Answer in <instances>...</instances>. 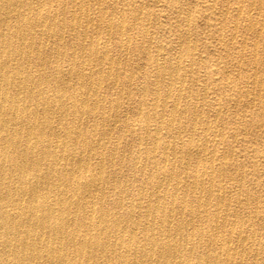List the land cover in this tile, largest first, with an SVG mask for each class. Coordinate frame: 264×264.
<instances>
[{
    "label": "bare ground",
    "instance_id": "obj_1",
    "mask_svg": "<svg viewBox=\"0 0 264 264\" xmlns=\"http://www.w3.org/2000/svg\"><path fill=\"white\" fill-rule=\"evenodd\" d=\"M37 1L0 0V264H221V260L224 264H235L234 248L225 245L227 240L218 234L204 231L191 222L184 224L179 220L174 225L171 223L175 207L181 213L188 211L189 214L207 216L211 204L217 213L225 207L222 187L219 186L216 193L210 190L214 175L223 168L224 162L218 161L217 168H214L215 155L212 153L208 159L204 156L206 142H186L187 161L180 154L168 159L167 152L175 148L173 141V146L167 143L169 147L158 149L155 144L159 140V130L155 129L150 136L148 119L144 118L139 133L149 138L153 146L148 149L138 146L129 165L133 170L144 172V167L139 166L138 153L141 150L145 156L157 155L161 166L155 167L154 175L147 174L144 180L129 188L118 177L112 179L103 174V159L92 158L97 149H105L97 136V118L110 121L108 131L119 122L118 100L114 101L111 111L103 109L100 117L96 114L98 105L104 100L103 96L97 99L100 85L105 81L115 82L119 70L114 65L107 39H101L98 33L79 55L73 49L69 53L66 46L58 43L67 32H74L83 23L97 29L104 24L108 32H117V44L127 49L130 30L126 20L121 16L103 23L106 10L100 9L97 13L95 11V18L79 15L80 11L79 16L70 13V20L66 22L50 8L53 3L64 6L66 3L43 0L38 5ZM154 19L159 20V17L133 11L131 22H145L138 30L143 36H149L146 25ZM87 32L82 29L81 40L91 38ZM49 38L57 42L54 59L52 53L48 56L46 53ZM149 38L152 42L153 38ZM156 48L160 52L162 46L156 44ZM184 53L189 55L188 51ZM182 57L183 52H179L173 63L151 62L155 74L152 85L156 88L150 98L152 118H158L168 107L175 111L178 108L179 96L171 102L168 101L169 95L162 99L159 85L167 76L170 82L163 88L169 94L173 81L184 80L186 75L179 73ZM64 58H68L66 68ZM99 64L106 67L105 72L98 68ZM71 79L75 84H69ZM139 105L145 106V98ZM86 117L91 118V122H86ZM131 131L136 132L134 126ZM193 154H202L209 167L203 168L200 175L198 171L193 172L190 186H180L173 166L187 164ZM113 156L115 154L111 153L112 159ZM204 163V159L197 161V165ZM171 183L174 185L169 190ZM146 184L152 186L158 195H163L153 198L149 193L142 205L140 199L144 197ZM180 191L198 194L195 207L187 204L183 195L179 199L175 197ZM217 213L212 212L211 224L219 223ZM241 228H230L228 236L246 240ZM217 241L220 242L219 252L194 251L204 242L216 245ZM250 246L245 253L251 257L248 264H257V254ZM236 263L247 264L242 259ZM259 264H264V258Z\"/></svg>",
    "mask_w": 264,
    "mask_h": 264
},
{
    "label": "rangeland",
    "instance_id": "obj_2",
    "mask_svg": "<svg viewBox=\"0 0 264 264\" xmlns=\"http://www.w3.org/2000/svg\"><path fill=\"white\" fill-rule=\"evenodd\" d=\"M61 1L66 3L65 6L56 3L50 5V8L57 12L60 20L69 22L70 13L95 18V11L97 13L98 10L103 9V12L106 10L103 13V23L122 16L130 30L127 34L130 38L127 49L117 44V32L115 30L108 32L104 24L99 25L97 29L95 26H87L83 23L81 28H76L74 32H67L62 42L58 43L59 46L61 44L66 46L69 53L73 49L76 55H79L82 49L85 50L90 46V42L98 33L101 39H107L114 65L119 70L116 84L112 85L115 83L113 80L105 81L100 85V93L97 97L98 100L99 96L104 97L103 103L99 104L96 110L99 117L103 109L111 111L114 101L118 100L119 122L114 129L108 131L110 121L100 118L96 120L97 136L100 137L106 150L97 149L92 158L104 160L103 174L109 175L112 179L118 177L120 181H125L129 188L136 182L144 180L147 174L156 173L155 167L161 166L157 155L145 156L141 150L138 153L139 166L144 167V172L133 170L129 165L136 155L138 146L141 149L153 146L149 138L139 133L144 118L148 119L150 136L155 133V129L159 130V140L155 144L158 149L163 148L167 143L169 146H173L174 143V150L167 152L168 159L177 158L180 154V157L187 161L186 142L189 140L202 144L206 142L204 156L208 159L215 155L214 168H217L220 161L224 162L223 170L220 169L219 173L214 175L215 181L210 186V190L216 193L217 188L222 187L225 207L217 213L214 204H211L208 216L189 214L188 211L181 213L175 207L171 223L174 225L179 220L184 224L191 222L204 231L211 230L213 234H218L221 239L227 240L225 245L230 249L234 248L235 264L239 259L247 264L251 261V257L245 255L251 245L250 248L257 254L255 262L259 264L264 258V0H116V2L115 0H81V3L80 0ZM43 2V0L37 1L38 5ZM71 2H74V5ZM133 11L159 17V20L154 19L146 25L148 34L151 35L143 36L139 33L138 29L146 23L140 21L133 24L131 22ZM82 29H87L90 40H81L79 35ZM150 36L153 38L152 42L149 41ZM47 43V56L52 53L54 59L57 42L54 38H49ZM156 44L162 46L160 52L157 51ZM185 51H188L189 55L185 54ZM179 52H183L179 73L186 77L182 82L173 81L169 94L163 88L170 82L167 76L159 85V95L162 99L165 98L164 95L167 97L169 95L168 101L171 102L179 96L178 108L175 111L168 107L158 118H152L150 98L156 88L152 85L155 74L151 62L173 63L174 57ZM63 62L66 68L68 58H64ZM98 68H102V72L106 71L104 65L99 64ZM69 84H75V80L71 79ZM142 98H145V106L139 105ZM158 111H161V108H158ZM84 120L91 122V118L88 117ZM169 125H172L170 129ZM132 126L137 133L131 131ZM111 153L115 154L113 159ZM204 156L193 154L187 164L177 163L173 166L176 177L179 176L180 186H190L193 172L198 171L200 175L203 168L209 167ZM203 159L205 163L197 165V161L202 162ZM174 183H171L169 190ZM144 190V197L141 196L140 199L142 205L146 202L149 193H152L153 198L163 195V193L158 195L153 187L147 184ZM182 195L187 204L190 203L195 207L198 194L191 195V192L186 194L180 191L175 197L179 199L183 197ZM112 199L113 196L108 199L109 202ZM212 212L218 214L219 223H210L213 218ZM230 228H241L246 240L228 236L232 230ZM219 245V241L216 245L204 242L200 249L194 251L202 253L206 249L210 253H216L219 252ZM220 262L224 264L223 260Z\"/></svg>",
    "mask_w": 264,
    "mask_h": 264
}]
</instances>
